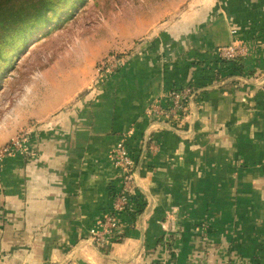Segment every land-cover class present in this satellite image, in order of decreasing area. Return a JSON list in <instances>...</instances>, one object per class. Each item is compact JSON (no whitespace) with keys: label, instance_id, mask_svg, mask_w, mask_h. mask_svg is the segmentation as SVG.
<instances>
[{"label":"crops","instance_id":"0c3cea01","mask_svg":"<svg viewBox=\"0 0 264 264\" xmlns=\"http://www.w3.org/2000/svg\"><path fill=\"white\" fill-rule=\"evenodd\" d=\"M198 7L131 46L116 75H88L85 92L78 78L38 114L26 97L1 105L0 148L37 127L29 155L0 162V264H264V0ZM231 44H248L242 64L218 58ZM192 84L182 121L147 117L152 101ZM122 138L138 210L98 247L91 233L121 185Z\"/></svg>","mask_w":264,"mask_h":264},{"label":"rangeland","instance_id":"374dc122","mask_svg":"<svg viewBox=\"0 0 264 264\" xmlns=\"http://www.w3.org/2000/svg\"><path fill=\"white\" fill-rule=\"evenodd\" d=\"M201 2L85 0L73 6V11L66 16L56 15L54 24L47 27L49 29L33 34L19 55L14 57L15 52L3 59L0 64V74L4 71L0 80V107L9 103L10 109H16L26 97L35 100L29 108L38 114L44 101L57 99L55 93L61 84L78 78L82 80L78 89L85 92L86 77L95 78L97 66L105 56L127 52L139 43L153 44V39L165 31L167 25H176L191 16V13L184 14L196 12ZM53 17L54 14H50L47 18ZM10 59L14 61L4 69V62ZM78 67L83 68V75L74 78L72 73ZM28 88L34 93L27 94ZM4 118L0 114V123Z\"/></svg>","mask_w":264,"mask_h":264},{"label":"built area","instance_id":"2783aa9c","mask_svg":"<svg viewBox=\"0 0 264 264\" xmlns=\"http://www.w3.org/2000/svg\"><path fill=\"white\" fill-rule=\"evenodd\" d=\"M218 58L225 63H240L249 56L248 44L228 45L217 52ZM127 52H114L105 56L98 64L96 77L98 79L106 75H116L125 65ZM198 86L185 85L182 88H173L166 94L161 95L149 104L147 117L151 120L159 119L166 123H179L183 120L189 111V103L193 101ZM168 124V123H166ZM37 124H33L27 130H23L13 137L5 146L0 149V162L11 155H29V139L33 136ZM30 129H34L32 132ZM35 134V133H34ZM155 148L153 147V150ZM114 164L121 177V185L118 184V190L113 198V207L103 216L102 227L93 231L91 241L98 247H103L116 241L115 236L120 232L122 226L129 224L128 213L133 210L137 213L138 207L134 206L133 200L140 193L133 190V179L135 180V171L137 170V161L130 155L125 139L116 146L114 152ZM130 197H129V195Z\"/></svg>","mask_w":264,"mask_h":264},{"label":"trees","instance_id":"16d2710c","mask_svg":"<svg viewBox=\"0 0 264 264\" xmlns=\"http://www.w3.org/2000/svg\"><path fill=\"white\" fill-rule=\"evenodd\" d=\"M83 1L85 0H0V64L15 52L14 57L19 55L33 34L45 31L54 24L56 15L66 16L73 11V6ZM50 14H54L52 19L47 18ZM13 61H5L4 69ZM3 72L0 80L4 76Z\"/></svg>","mask_w":264,"mask_h":264},{"label":"bare ground","instance_id":"6f19581e","mask_svg":"<svg viewBox=\"0 0 264 264\" xmlns=\"http://www.w3.org/2000/svg\"><path fill=\"white\" fill-rule=\"evenodd\" d=\"M46 29H49V28H46Z\"/></svg>","mask_w":264,"mask_h":264}]
</instances>
